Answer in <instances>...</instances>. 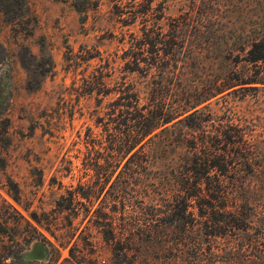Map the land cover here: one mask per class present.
Instances as JSON below:
<instances>
[{
    "label": "rangeland",
    "instance_id": "374dc122",
    "mask_svg": "<svg viewBox=\"0 0 264 264\" xmlns=\"http://www.w3.org/2000/svg\"><path fill=\"white\" fill-rule=\"evenodd\" d=\"M263 38L264 0H0V264H264V64L247 61ZM176 68L199 92L241 83L169 135L205 140L203 188L227 186L242 230L181 187L184 159L132 167L138 146L99 177L122 91L143 83L142 109Z\"/></svg>",
    "mask_w": 264,
    "mask_h": 264
},
{
    "label": "trees",
    "instance_id": "16d2710c",
    "mask_svg": "<svg viewBox=\"0 0 264 264\" xmlns=\"http://www.w3.org/2000/svg\"><path fill=\"white\" fill-rule=\"evenodd\" d=\"M248 54L249 57L247 61L251 64H264V38L259 42H255L253 44V48L249 50ZM159 57L160 56L155 57L156 60L158 59L156 62L159 61ZM139 60L140 59L137 57L133 63L138 65L140 63ZM144 72L145 76L143 77L147 79L151 74V70L145 68ZM156 72L157 73H155L152 77L153 82L146 83L143 86L147 96H149V101L143 106L142 109H139V104L141 102V86L143 83L139 84L138 89L136 88V84H130L131 87L129 86L128 88L124 89V91H122L123 96L121 100L125 101L121 102L120 100H117L116 103L113 104L115 108H125L124 111L122 110V125L126 126L127 129L123 131L124 138L110 134L111 140L109 142L111 143L110 148L112 147V153H110L105 160L106 165L108 166H102L99 163L96 164V167L99 168V177L108 178V176H106L108 173L102 174L101 171H103L104 168L116 166L118 163H120L124 156L130 154L138 146L141 147L139 153H135L128 159V163H132V167L133 165H136L143 168V163H149L153 160H161L166 163H172L175 166L177 165L176 161L178 158L181 160L184 159L183 162H185V165L183 167L186 171L180 172L182 179L180 185L185 190H193V193L189 196L202 198L204 196L205 190H207L208 193L213 191L215 194L213 199L220 201V205L214 206L205 202L202 206L203 208L206 206V208L211 207L215 210L216 208L222 210L220 213H222V215H224L226 218L224 222L226 229L233 230L236 229L235 227H237V229L242 230L245 226H249L251 222L244 220L243 218H236V220H234V212L228 211L229 198L226 196L227 186L224 183L218 181L216 185L206 184L207 189L203 188L205 180L204 173L206 172V166L208 162L206 158L205 140L201 142H191L190 148L187 146L184 147L185 144L176 148L175 145H177V141L174 142L171 140L173 134L169 135L170 130L174 127L182 126V124H186L189 121H201V117L208 108V106L202 107L205 103L222 93L235 89L241 85V83H228L223 87H215L213 90H209V92L204 90L199 92L200 88H198V86L194 87V84L190 78V74H187L183 69L178 71L176 68V71L169 73L165 72L164 70H159ZM256 83L264 84V82H261L260 80H258ZM242 84L246 83L243 82ZM170 85H172L171 90ZM169 92H172L171 98H174V100L171 102L172 104H167L166 102L168 96L170 97ZM144 110H146V113L143 112ZM175 120L178 121L169 127L168 125ZM187 125H183L182 128L191 130V128L193 129V127L197 124L195 123V125L193 124L191 126ZM160 129H162L161 134L166 135H163V140L161 139V142H157L155 139L159 135L156 132ZM162 145L166 147V150H164V153L166 154H164L162 158H155V155ZM145 148H147V150ZM169 148H171V150L176 148L174 151L175 154H173V151L169 150ZM179 148L181 152L184 151L183 155H179L181 152L178 154L177 149ZM90 165L94 164L91 163ZM245 206L246 205H243V207ZM232 208H234L236 211L238 210L236 202L233 204ZM242 223L245 225H241ZM241 226H243V228H240ZM258 232H260V230Z\"/></svg>",
    "mask_w": 264,
    "mask_h": 264
}]
</instances>
